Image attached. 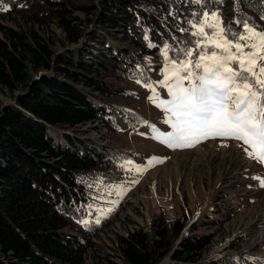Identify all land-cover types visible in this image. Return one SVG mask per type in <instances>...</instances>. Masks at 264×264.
Here are the masks:
<instances>
[{
  "label": "trees",
  "instance_id": "obj_1",
  "mask_svg": "<svg viewBox=\"0 0 264 264\" xmlns=\"http://www.w3.org/2000/svg\"><path fill=\"white\" fill-rule=\"evenodd\" d=\"M203 11H218L233 31L244 19L264 29V0H102L100 8L76 0H2L0 264H86L89 258L201 264L224 230L226 221L217 216L208 220L201 212L172 223L159 216L151 234L142 226L114 231L122 206L95 220L99 199L123 178L116 164L130 156L115 145L118 133L147 122L137 105L143 91L136 90V79L152 83L165 47L172 57L192 46L197 38L190 22ZM91 30L88 44L83 38ZM90 124L100 148L72 138ZM54 129L66 139L61 145L58 135L51 137ZM215 208L227 219L234 214L221 204ZM102 233L111 244L98 241ZM243 238L228 247L236 253L205 264H264L239 253Z\"/></svg>",
  "mask_w": 264,
  "mask_h": 264
},
{
  "label": "rangeland",
  "instance_id": "obj_2",
  "mask_svg": "<svg viewBox=\"0 0 264 264\" xmlns=\"http://www.w3.org/2000/svg\"><path fill=\"white\" fill-rule=\"evenodd\" d=\"M76 1L86 2L97 8L102 5V0ZM57 33L61 34L59 31ZM91 34L92 30L84 34L85 43L89 42ZM108 44L113 45L110 40ZM161 69L153 77V85L162 79ZM135 88L143 91L137 105L145 112L147 123L124 127L118 133L115 145L130 154L124 161L131 160L134 166L145 167L147 170L139 174L135 167H121L124 161L117 163L115 168L123 173V178L99 199L103 211L99 212L98 218L106 216L109 208L114 210L122 206L121 215L113 222L114 231L124 232L125 228L142 226L151 234V223L156 217L163 216L167 222L172 223L183 215L197 218L204 212L202 218L213 220L217 216L226 223L221 224L224 230L220 235L216 234L209 253L201 264L213 258H221L227 253H236L228 250V247L234 238L240 237H244V249L239 253L264 261V188H260L259 181L253 178H264V165L249 159L244 152L246 146L235 140L208 139L185 149H170L161 144L151 138L153 133L149 125H155L162 132L170 131L169 126L163 123L165 114L149 99L152 92L148 88L142 83H136ZM156 91L161 99L169 98L166 89L157 86ZM93 127L92 124L81 127L72 134V138L76 143L80 144L81 141L85 145L100 148L99 134ZM54 131L51 137L58 135L57 143L61 145L66 139L60 135V131ZM151 158H158L162 162L148 167ZM118 185L126 188L123 195L115 191V186ZM220 204L227 211L234 212L229 219L215 212L221 210L215 208ZM214 230L216 227H202L200 232ZM98 241L103 246L111 244L109 235L103 233ZM99 254L104 253L101 251ZM86 264H100V260L92 261L89 258Z\"/></svg>",
  "mask_w": 264,
  "mask_h": 264
},
{
  "label": "snow or ice",
  "instance_id": "obj_3",
  "mask_svg": "<svg viewBox=\"0 0 264 264\" xmlns=\"http://www.w3.org/2000/svg\"><path fill=\"white\" fill-rule=\"evenodd\" d=\"M3 10H8L6 5ZM190 23L195 29L190 35L197 39L177 56L170 57L164 48L162 79L156 85L136 79L152 92L149 99L163 111V123L171 129L162 132L149 125L151 138L170 149L195 147L208 139L235 140L246 146L249 159L264 165V29L244 19L236 21L239 31H233L225 27L218 11H203L199 21ZM157 86L166 89L168 99L159 97ZM160 162L151 158L148 167ZM129 166L139 174L147 170L131 160L121 164ZM253 178L264 188V178ZM115 191L123 195L126 188L118 185ZM78 223L87 227L89 220Z\"/></svg>",
  "mask_w": 264,
  "mask_h": 264
}]
</instances>
